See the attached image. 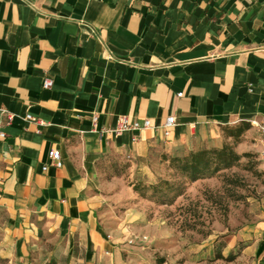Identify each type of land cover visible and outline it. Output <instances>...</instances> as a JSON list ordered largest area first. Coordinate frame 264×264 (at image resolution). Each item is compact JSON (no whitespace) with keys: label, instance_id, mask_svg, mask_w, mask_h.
Wrapping results in <instances>:
<instances>
[{"label":"crops","instance_id":"1","mask_svg":"<svg viewBox=\"0 0 264 264\" xmlns=\"http://www.w3.org/2000/svg\"><path fill=\"white\" fill-rule=\"evenodd\" d=\"M120 115L157 126L111 131ZM241 120L260 148L264 0H0V264H154L125 242L140 212L104 215L101 162ZM246 229L264 264V213Z\"/></svg>","mask_w":264,"mask_h":264},{"label":"rangeland","instance_id":"2","mask_svg":"<svg viewBox=\"0 0 264 264\" xmlns=\"http://www.w3.org/2000/svg\"><path fill=\"white\" fill-rule=\"evenodd\" d=\"M222 143L246 153L236 165L219 174L188 182L172 205L158 204L140 195L131 185V181L137 179L146 183L158 177L173 180L177 176L167 157L201 145ZM258 148V133L252 126L239 138L226 134L220 124L216 133L188 143L158 140L145 156L134 161L126 158L118 161L129 165L116 176L118 182L111 191L114 198L104 215L108 218L124 216L130 208L143 215L125 240L129 250L135 252L130 253L134 260L146 259L154 264H251L244 253L246 228L264 213V165ZM104 172V178L114 177L105 166ZM142 235L146 238L140 239ZM218 252L220 257H217ZM230 252L235 257L227 259ZM34 264L49 263L37 258Z\"/></svg>","mask_w":264,"mask_h":264},{"label":"trees","instance_id":"3","mask_svg":"<svg viewBox=\"0 0 264 264\" xmlns=\"http://www.w3.org/2000/svg\"><path fill=\"white\" fill-rule=\"evenodd\" d=\"M221 125L226 134L235 138H239L246 129L252 126L251 122L246 120ZM244 153L246 152H238L226 143L218 146L201 145L182 154L175 153L167 157L174 175L177 176L175 179L158 177L156 181L148 183L142 179H137L131 181V185L140 195L148 197L158 204L172 205L176 198L184 192L188 182L219 174L222 170L236 165L245 155ZM259 159H261L260 156ZM118 161H113L110 167L104 160L101 164L108 168L110 175L118 176L129 165L128 162L120 163ZM261 162L263 163V159ZM147 190H149L148 194ZM246 244L247 242H245ZM220 256L221 254L218 252L217 257ZM234 257L235 254L232 252L226 256L227 259Z\"/></svg>","mask_w":264,"mask_h":264},{"label":"built area","instance_id":"4","mask_svg":"<svg viewBox=\"0 0 264 264\" xmlns=\"http://www.w3.org/2000/svg\"><path fill=\"white\" fill-rule=\"evenodd\" d=\"M52 84V80L48 77H45L43 79V86L44 87H48ZM180 94V92L178 93ZM7 117L11 118L12 117V113L11 112H7ZM26 119H30V120H34V121H40L39 118L33 116L30 113H26L24 116ZM93 121L96 120V115H93ZM253 124L257 127L258 132H259V138H260V142H261V147L259 148V156L261 159L264 160V121H257V120H252ZM175 124V118L173 115H168L166 116L164 122L162 124H160V126L163 129V135L167 136L169 133V126L174 125ZM157 126V124H151V122L149 121V119L145 118L143 120H129L127 115H120L117 119L116 124L110 129L111 131L114 132H121L123 130H128V129H141V128H149V127H154ZM4 132L2 130H0V136H3ZM49 157L51 159V161L56 165V166H60L62 164V160H61V156H60V152L57 148H51L48 152ZM43 168H46V165L43 166ZM144 239L146 238V235H142L140 236V239ZM129 242H131V239L129 240Z\"/></svg>","mask_w":264,"mask_h":264}]
</instances>
